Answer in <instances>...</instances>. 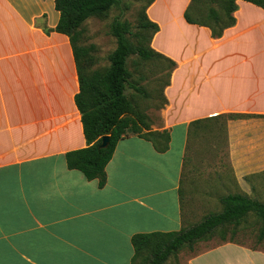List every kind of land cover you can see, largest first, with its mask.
Here are the masks:
<instances>
[{"label":"crops","instance_id":"crops-1","mask_svg":"<svg viewBox=\"0 0 264 264\" xmlns=\"http://www.w3.org/2000/svg\"><path fill=\"white\" fill-rule=\"evenodd\" d=\"M189 4L146 9L159 27L150 47L175 63L155 128L169 132V147L120 139L100 188L65 162L86 143L54 0H0V264H130L134 233L184 226L187 163L214 169L229 192L264 198V10L235 0L234 23L213 37L184 19ZM187 264H264V250L226 241Z\"/></svg>","mask_w":264,"mask_h":264},{"label":"trees","instance_id":"trees-1","mask_svg":"<svg viewBox=\"0 0 264 264\" xmlns=\"http://www.w3.org/2000/svg\"><path fill=\"white\" fill-rule=\"evenodd\" d=\"M153 1L146 2L139 18L140 32L134 34L146 39L147 43L134 46L128 37L132 34L129 23L115 18L110 24V31L115 37L116 47L108 56L109 65L92 69L88 68L90 60L87 49L76 44L78 29L86 19L119 5L121 0H54L59 18L53 30L66 35L71 45L78 81L74 102L80 114L86 143L82 148L65 152V162L67 168L79 170L87 180H97L100 188L106 182L105 166L120 139L136 135L149 141L153 149L160 153L169 147V132L166 129L151 130L146 114L139 111L125 93L129 84L136 93L148 96L141 86L130 82L131 72L126 62L131 53H135L140 60H162L166 64L167 80L163 87L169 83L170 73L175 66L173 60L149 45L152 35L159 29L146 14V8ZM245 1L264 10V0ZM201 4L200 0H190L184 11V19L188 23L208 27L213 37H219L224 28L234 23L232 12L236 9L235 0H223L219 10L210 7L205 11ZM147 31L148 35L143 36V32ZM45 32L48 33L49 29H45ZM161 95L163 106L167 100L162 92ZM224 116L237 118L247 115L229 113ZM103 136H108V142L105 147H100ZM219 200L221 211L207 214L193 225L173 231L134 233L130 238L133 248L130 264H164L180 249H191L194 243L208 240L216 230L239 226L249 213H254L260 221L257 239H264V202L240 193H228Z\"/></svg>","mask_w":264,"mask_h":264},{"label":"rangeland","instance_id":"rangeland-1","mask_svg":"<svg viewBox=\"0 0 264 264\" xmlns=\"http://www.w3.org/2000/svg\"><path fill=\"white\" fill-rule=\"evenodd\" d=\"M147 1L121 0L119 5L89 17L80 25L76 44L87 49L90 60L88 68H106L109 65L108 56L116 47L115 37L110 31V24L115 18L126 20L129 23L132 34L128 37L134 46L147 43L146 39L134 35L140 32L139 18ZM184 1L172 0V3L175 6H180ZM200 1L202 8L206 11L210 7L219 10L223 0ZM161 12L162 9H159L157 3L151 11V15L159 18ZM143 33V36L148 35V31ZM126 66L131 72V84L141 86L148 94L147 97H144L127 84L126 96L139 111L146 114L151 130H156V127L161 126L160 109L163 107L161 92L163 84L167 80L166 64L162 60H140L135 53H131L127 58ZM189 164L191 165V163H187V166ZM187 166L185 167L186 174L180 185L184 227L199 222L207 214L221 211L222 205L219 198L233 193L229 192L231 189L229 185L224 186L217 183V178L213 177L214 169H189ZM259 201L264 202V198ZM259 228L258 217L254 213H249L239 226H227L224 230H216L208 240L194 243L191 249L187 247L180 249L164 264H187V259L192 255L226 241L238 242L253 249L264 250V239L261 241L257 239Z\"/></svg>","mask_w":264,"mask_h":264},{"label":"water","instance_id":"water-1","mask_svg":"<svg viewBox=\"0 0 264 264\" xmlns=\"http://www.w3.org/2000/svg\"><path fill=\"white\" fill-rule=\"evenodd\" d=\"M107 142H108V136H103L101 138V144H100V147H105L107 145Z\"/></svg>","mask_w":264,"mask_h":264}]
</instances>
